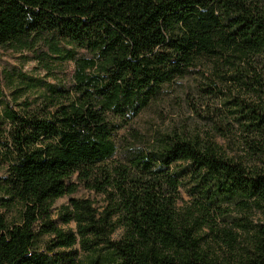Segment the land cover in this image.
<instances>
[{"label":"trees","instance_id":"1","mask_svg":"<svg viewBox=\"0 0 264 264\" xmlns=\"http://www.w3.org/2000/svg\"><path fill=\"white\" fill-rule=\"evenodd\" d=\"M0 48L29 52L49 74L71 64L69 83L47 84L43 107L3 104L0 264H264V168L247 169L214 141L177 133L126 148L125 162L108 165L116 130L175 78L202 60L241 75L264 55V0H0ZM244 113L249 147L263 155L264 108L248 104ZM178 162L189 165L195 183L184 210ZM78 185L108 203L97 212L89 200L70 198L61 220L75 222L76 232H66L50 209ZM224 201L243 219L257 212L260 220L249 248L220 258L200 245L198 229L214 231L212 214ZM221 231L231 247L232 232ZM41 235L53 236L56 247L79 245L87 256L53 258L40 252Z\"/></svg>","mask_w":264,"mask_h":264},{"label":"rangeland","instance_id":"2","mask_svg":"<svg viewBox=\"0 0 264 264\" xmlns=\"http://www.w3.org/2000/svg\"><path fill=\"white\" fill-rule=\"evenodd\" d=\"M70 70L71 64L67 63L61 70L49 74L29 52L5 51L0 48V92L3 93V96L0 95V113L5 100L12 101L14 109L19 111L27 106L29 110L43 107V93L47 84L69 83ZM240 72L241 75H238L239 72L227 65L202 60L184 77L175 78L164 87L152 105L116 130L114 142L117 153L108 165L125 162L122 153L126 148H149L158 134L177 133L189 138L197 137L202 141H214L226 157L243 164L247 169L255 166L264 168V154L257 155L252 151L248 144L252 136L243 128L246 105L264 108V55L243 65ZM18 89L20 93L13 101V93ZM174 168L184 170L180 175L183 184L179 188L180 197L177 201V206L184 210L195 197V183L188 164L178 162ZM71 181L76 182L74 177ZM70 198L89 200L97 212L102 211L108 203L104 194L82 185H78L75 193L55 200L50 209V218L66 232H76L75 222L65 224L61 220L62 208L69 204ZM220 206L222 210L227 209L216 210L212 214L214 231L211 232L205 226L198 229L200 245L220 258L232 257L250 247L252 228L259 222L260 216L257 212H251L243 219L244 215L236 210L234 204L224 201ZM16 211L9 213L8 218H13ZM240 223H246V227H241ZM222 229L232 232L231 247ZM120 233L118 229L113 237L118 238ZM53 243V236L41 235L40 252L53 258H56L54 254L77 260L87 256L79 245L60 248ZM58 264L67 263L60 261Z\"/></svg>","mask_w":264,"mask_h":264}]
</instances>
